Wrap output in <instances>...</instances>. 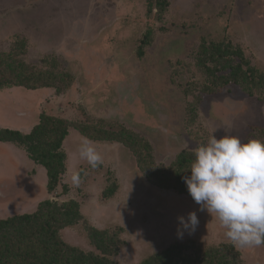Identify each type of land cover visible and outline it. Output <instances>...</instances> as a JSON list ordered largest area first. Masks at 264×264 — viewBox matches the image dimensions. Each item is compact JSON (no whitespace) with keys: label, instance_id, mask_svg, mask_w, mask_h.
<instances>
[{"label":"rangeland","instance_id":"374dc122","mask_svg":"<svg viewBox=\"0 0 264 264\" xmlns=\"http://www.w3.org/2000/svg\"><path fill=\"white\" fill-rule=\"evenodd\" d=\"M18 39H25L26 52L5 62L6 73L64 90L1 89L0 128L28 133L42 114L62 118L70 131L68 160L49 192L46 168L22 146L0 141V218L34 212L47 199L76 200L82 218L61 231L63 239L99 252L90 230L118 231L126 241L116 257L121 264H139L176 242L232 244L191 196L155 183H162L156 171L182 150L195 151L214 130L217 138L236 135L244 142L264 134V84L243 78L206 95L201 87L213 76L196 62L203 39L224 40L264 75V0H0V56ZM22 61L35 67L24 69ZM85 138L103 156L96 169L78 155ZM114 184V194L104 197ZM191 211L200 225L178 238L177 218ZM235 248L240 264H264V246Z\"/></svg>","mask_w":264,"mask_h":264},{"label":"trees","instance_id":"16d2710c","mask_svg":"<svg viewBox=\"0 0 264 264\" xmlns=\"http://www.w3.org/2000/svg\"><path fill=\"white\" fill-rule=\"evenodd\" d=\"M158 3L162 8L161 1ZM153 9L154 3L150 1L148 13ZM199 47L196 62L213 76L208 80L209 83L201 87L202 93H219L226 86L243 78L251 79L252 85L256 81L264 84V75L255 72L250 60L232 42H207L203 39ZM26 48L25 39H18L6 54L0 56V90L13 86L31 89L54 86L61 93L64 87L56 86L54 82L30 83L23 79L14 80L6 73L5 62L10 57L25 53ZM21 64L24 69L35 67L29 66L25 61ZM60 74L71 79V75L64 71ZM69 133L68 123L64 119L42 114L39 123L28 133L8 127L0 128V141L22 146L31 160L45 167L48 176L47 188L49 192H53L67 169L68 154L64 149V142ZM255 138L264 140V134L260 133ZM194 152L184 149L171 165L158 167L156 173L162 177V183H155L190 196L183 177L190 175L188 169L194 159ZM152 174L155 175V172ZM116 187L117 184H114L106 189L104 197H111ZM63 188L67 192L69 186L65 184ZM81 218L78 201L59 203L52 199L40 202L34 212L0 218V264H121L116 257L126 241L119 237L118 231L95 227L90 230V242L99 252L85 251L63 239L61 231L77 225ZM190 249H195V252L191 256L186 255ZM240 260V253L233 244L204 247L189 240L173 243L139 264H240Z\"/></svg>","mask_w":264,"mask_h":264},{"label":"clouds","instance_id":"9594fccd","mask_svg":"<svg viewBox=\"0 0 264 264\" xmlns=\"http://www.w3.org/2000/svg\"><path fill=\"white\" fill-rule=\"evenodd\" d=\"M200 144L184 182L200 212L218 220L224 235L237 248L264 246V140L246 142L236 135H214ZM78 155L96 169L104 163L102 154L87 138ZM72 182L80 183L74 172ZM177 236L194 234L200 225L196 211L178 216Z\"/></svg>","mask_w":264,"mask_h":264}]
</instances>
